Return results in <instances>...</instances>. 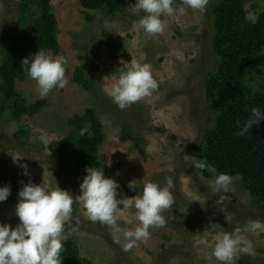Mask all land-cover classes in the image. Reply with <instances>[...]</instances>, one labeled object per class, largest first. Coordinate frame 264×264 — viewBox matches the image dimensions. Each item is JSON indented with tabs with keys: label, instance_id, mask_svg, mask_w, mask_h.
<instances>
[{
	"label": "rangeland",
	"instance_id": "rangeland-1",
	"mask_svg": "<svg viewBox=\"0 0 264 264\" xmlns=\"http://www.w3.org/2000/svg\"><path fill=\"white\" fill-rule=\"evenodd\" d=\"M18 2L0 0V50L24 24ZM212 2L209 0L202 13L186 9L184 15L163 16L164 31L147 36L133 28L143 14L133 12L135 0H122L120 10L112 17L101 9L84 7L81 0H52L59 51L45 53L64 58L67 83L45 97L39 96L30 78L15 83L29 104L45 102L33 116L24 115L19 120L0 117V187L9 186L11 190L0 202V223L15 226L19 222L15 206L24 184H57L74 196L73 212L65 229H76L67 240L74 242L80 264H220L210 249L199 243L202 236L211 239L218 233L233 232L249 220L264 221V208L255 206L240 176H233L230 193L226 194L230 199L218 204L220 194L209 186L213 178L205 177L183 159L184 154L198 158L202 135L217 116L208 96V74L216 61ZM179 5L180 0H175L173 7ZM246 9L247 17L255 20L264 9V0L258 1L257 7L248 3ZM105 20L110 23L108 30L103 27ZM131 59L151 66L158 88L120 110L106 90L112 77ZM78 67L94 79V88L88 90L74 81ZM91 108L96 109L105 135L99 147L100 168L119 185L117 223L121 227L139 223L130 200L139 195L144 182L163 186L168 176L174 182V202L161 213L165 225L150 227L149 238L127 252L119 233L87 218L83 205L75 198L80 194L82 179L74 163L50 147L68 133L70 117ZM122 121L131 124L141 142L139 147L131 139H122ZM22 164L27 165V175ZM130 183L134 188L129 187ZM245 235L252 240L257 255H241L235 264H243L242 259L264 261V233Z\"/></svg>",
	"mask_w": 264,
	"mask_h": 264
},
{
	"label": "trees",
	"instance_id": "trees-1",
	"mask_svg": "<svg viewBox=\"0 0 264 264\" xmlns=\"http://www.w3.org/2000/svg\"><path fill=\"white\" fill-rule=\"evenodd\" d=\"M258 1L263 0H213L211 3L215 29L212 49L216 61L208 74L211 81L208 96L217 116L202 135L198 159L212 164L218 172L240 176L255 206L264 208V120L253 125L244 136L238 134L253 107L264 111V9L255 20L247 17L246 9L248 3L257 7ZM51 2H18L24 24L0 50V117L19 120L24 115L33 116L44 105L43 100L29 104L17 91L15 83L29 79L21 69L24 58H31L39 50L59 51ZM81 3L112 17L120 10L122 0H81ZM73 79L88 90L95 87L94 79L86 75L82 67L75 70ZM120 125L122 139H131L139 147L141 142L135 137L131 124L122 121ZM67 126L70 127L68 133L50 147L69 156L76 173L83 179L86 168L101 167L99 147L105 135L95 108L73 115ZM202 174L213 178L207 170ZM60 255L61 264H80L77 248L71 240L63 242ZM241 263L264 264V261L242 259Z\"/></svg>",
	"mask_w": 264,
	"mask_h": 264
},
{
	"label": "clouds",
	"instance_id": "clouds-1",
	"mask_svg": "<svg viewBox=\"0 0 264 264\" xmlns=\"http://www.w3.org/2000/svg\"><path fill=\"white\" fill-rule=\"evenodd\" d=\"M175 0H135L132 10L143 13L134 22L136 32L147 36L162 33L166 26L163 16L184 15L186 9L204 12L209 0H180V5L173 7ZM104 30H108L110 23L104 21ZM65 60L63 57H53L39 50L31 58H24L21 69L28 78L35 81L36 90L40 97L47 96L54 88L65 87ZM158 88V81L153 77L151 66L131 59L127 67L118 75L112 77V83L106 90L108 97L124 110L150 96ZM264 120V111L257 107L251 109L249 117L240 127L239 135L244 136L253 125ZM184 162L194 166L199 172L207 170L213 180L210 189L219 193L216 203L230 199L233 177L230 174L218 172L217 168L195 155L184 154ZM27 175V165H20ZM118 183L111 177H106L102 168L88 167L79 188L80 194L76 200L83 205L87 218L92 222L110 226L119 233L124 240L125 252L135 247L138 242L150 236L149 228L163 227L166 223L161 214L163 210L172 206L174 182L172 177H165L161 186L157 182L146 181L142 184L139 195L132 197L130 203L136 210L134 227H121L118 221L120 200L117 199ZM134 188L133 184H129ZM10 187H0V202L10 195ZM74 196L68 190L48 184L26 183L18 192V202L15 214L18 223L11 226L0 223V264H61V250L75 228L66 231L65 225L73 212ZM264 233V221L249 220L242 227L233 232H222L209 239L202 236L199 243L210 249L211 256L220 264H235L241 255L255 257L256 249L245 234Z\"/></svg>",
	"mask_w": 264,
	"mask_h": 264
}]
</instances>
